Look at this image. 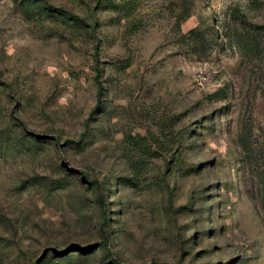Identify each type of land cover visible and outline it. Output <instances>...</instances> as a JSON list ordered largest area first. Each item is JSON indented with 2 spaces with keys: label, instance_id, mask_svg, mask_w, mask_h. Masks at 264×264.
Masks as SVG:
<instances>
[{
  "label": "rangeland",
  "instance_id": "1",
  "mask_svg": "<svg viewBox=\"0 0 264 264\" xmlns=\"http://www.w3.org/2000/svg\"><path fill=\"white\" fill-rule=\"evenodd\" d=\"M0 264H264V0H0Z\"/></svg>",
  "mask_w": 264,
  "mask_h": 264
}]
</instances>
